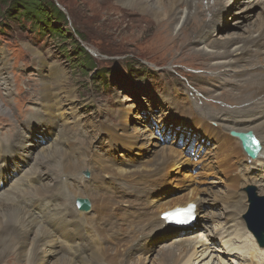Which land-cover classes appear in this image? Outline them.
Here are the masks:
<instances>
[{"label":"bare ground","instance_id":"bare-ground-1","mask_svg":"<svg viewBox=\"0 0 264 264\" xmlns=\"http://www.w3.org/2000/svg\"><path fill=\"white\" fill-rule=\"evenodd\" d=\"M257 1L263 2L264 14V0ZM110 2L152 19L159 27L155 41L170 31L175 39L183 37L188 24L196 18L199 29L188 30L197 45L191 52L203 58L207 68L222 71L223 80L231 82L223 88L244 90L242 97H224L216 90L215 97L240 103L248 100L256 106L243 116L226 110L213 112L201 105L200 109L189 110L165 94L159 98L170 109L162 120L164 137L193 148L181 153L173 141L156 142L157 146H150L149 151L144 147L145 141L159 137L162 126L150 128L153 118L147 114L143 128L131 126V122L142 118L120 103L119 94V124L100 122L99 132L87 138L90 132L78 127L81 121L75 110L63 108L65 101L75 102L76 96L57 69L59 66H54L56 69L50 71L51 83L41 77L38 93L51 97L50 91L54 95L64 94L62 111L46 103L43 96V101L33 106L34 113L26 115L30 118L26 129L18 131L9 149L0 139V264L12 263L7 254L14 256V264L23 263L28 243V261L33 264H148L154 249L169 243L158 251L152 264H224L220 255L212 251L216 242L224 243L226 258L247 259L240 264H264V249L248 238L242 221L247 207L245 186H255L262 195L258 199L264 200V15L258 16L244 36L213 39L239 2ZM248 8V4L239 8L240 14ZM7 65L1 52L0 97L4 94L5 105L14 96ZM146 108L141 106L139 112H148ZM8 111L0 103V113ZM5 115L11 117L12 111ZM69 117L72 119L68 120ZM64 129L69 131L67 135ZM32 132L41 135L43 141L36 142L35 137L29 136ZM248 132L260 144L254 160L247 157L241 141L232 136ZM103 135L107 145L101 141ZM82 138L91 141V145L85 148L80 142ZM9 139L10 131L4 135V141ZM137 149L142 152L135 153ZM55 150L58 156H54ZM36 154L42 155L41 159ZM49 157V162L43 161ZM85 164L89 166V178L83 180L79 175ZM216 175L221 176L219 182ZM77 199L86 200L89 210L78 211ZM189 206L193 208L194 222L188 227H170L160 217ZM216 206L220 208L216 210ZM229 262L238 264L234 260Z\"/></svg>","mask_w":264,"mask_h":264},{"label":"rangeland","instance_id":"rangeland-1","mask_svg":"<svg viewBox=\"0 0 264 264\" xmlns=\"http://www.w3.org/2000/svg\"><path fill=\"white\" fill-rule=\"evenodd\" d=\"M51 1L68 19L67 25L59 24V31L63 36V40L60 41H56L49 35L40 36L39 32H32L30 29H21L20 25L22 23L19 25L18 22L13 19L10 20V17L7 16L13 11L10 6L11 0H0V25L7 26L6 29L0 31V54L4 52L8 64L7 73L12 77L14 92V96L9 97L8 105L4 104V101L6 102L4 94L0 97V103L9 110L3 114L0 113V139L8 149L13 145L18 131L26 129L25 125L30 120V118L29 120L27 119L26 115L34 113L32 111L33 106L41 103L43 96L47 99L46 103L53 108L59 109L60 112L62 111L60 103L64 99V94L54 95L53 91H50L51 97L47 93H38L41 88V77L51 83L50 71L52 68L56 69L54 66H59L57 69L64 74L63 77L65 78L63 79L69 85V90H72L74 96H76L75 102L69 103L65 101L63 108L66 107L67 110L73 108L75 110L73 112L76 113V116L81 121L78 127L81 130L85 129L90 132L86 135L87 138H91L94 132H99L100 122H106L114 126L119 124L120 105L117 103L118 97H116V94L120 95V103L124 107H131L132 113L135 112L142 118L131 122V126L136 124V128H143L147 124L145 114L151 115L150 118H153V120L150 119V128L162 126L163 117L170 113L169 106L164 107L159 100L165 94L173 98L176 104L186 106L189 110L200 109L201 105L204 108H210L213 112L219 113L222 110H226L239 116L254 110L255 102L245 100L240 103L230 98L217 99L215 97L218 91L224 97L228 95L242 97L240 93L244 90L235 92L230 88H223L226 84H231V82L223 80L221 77L222 71L207 68L204 59L191 52V49L197 48V45L191 40L188 30L197 29L200 26L196 18L188 24L183 37L175 39L173 32L170 31L155 41L154 34L159 27L152 19L134 10H124L116 7L114 2H110V0L108 2L107 0L106 2H92V0ZM235 2H239L235 11L231 8L233 13L228 18V21L225 24L223 23L222 31L216 32V35L212 37L213 39L244 36L246 31L251 29L252 24L256 23L258 16L262 18L264 15L261 10L263 2H258L257 0H235ZM255 2L258 5H253ZM245 4L250 5V8L240 14L239 8H242ZM227 5L226 7H228ZM16 13L19 12L16 11ZM5 17H8L10 21L5 22ZM27 26L29 28L30 25ZM75 35L83 39L82 45L90 51L96 67L95 71H91V68L81 70L80 66H78L83 61V58L77 57L76 52H72L74 47L71 45L70 37H67L71 36L75 39ZM62 47L66 50L64 53L62 52ZM39 58L42 60L41 65ZM98 71L99 73H97ZM0 94L2 93L0 92ZM258 96L260 98V95ZM58 98L60 99L59 101H57ZM141 106L147 107L148 112L141 111L140 113L139 108ZM152 106H155V108ZM10 111H12V116H6L5 114L10 113ZM71 119L72 117L68 118V120ZM143 119L145 123H142ZM162 128L159 136H162V138L155 136L145 141L144 147L146 146L149 151H151L150 146L156 147L157 144L172 141L181 153H186L193 148V146H185L186 143L174 141V139L169 140L170 138L167 139L164 137L165 132L164 128ZM64 130L67 135L69 131L67 129ZM9 131L10 139L6 142L4 141V135ZM77 131L78 129H76L75 133ZM75 133L71 134V136H74ZM29 136L35 137L38 143L43 141L41 140V135H37L35 132L30 133ZM65 141L63 140V142ZM101 141L104 145H107V139L104 135ZM80 142L85 148L92 143L88 139L83 138ZM55 151L56 154L54 156H58V150ZM137 152L142 151L137 149L135 153ZM36 156H39L40 159L42 157V155L37 154ZM14 159L20 162L15 155ZM50 159L49 157L43 161L49 162ZM195 159L197 160L198 156ZM77 161L79 160L77 159ZM88 168L87 164L83 165L79 175L80 179L86 180L89 178L87 174ZM54 172L57 176H63L56 171ZM216 176L219 182L221 176ZM250 188L254 190L253 195L256 199L262 196L258 194L255 186L251 184L245 186L244 195L247 207L242 215V221L248 238L253 240V243L258 247L256 239L248 230L245 219L250 211L248 192ZM79 200L77 199L75 202L76 206ZM219 208V206H216L215 209L218 210ZM213 227L212 225L211 228L213 229ZM17 238L15 237L14 240L17 241ZM159 243H165V241ZM169 244H162L154 249V252L150 255L151 262H148V264H152L153 258L157 257L158 251ZM223 244L222 242L214 243L212 251L218 256L220 255L221 260L226 264H230L229 261L232 260L238 264H240V261L244 262L247 260L240 259L239 261L236 257L226 258L224 256L226 247H223ZM24 251H26V259L20 264H33L31 260L30 262L28 261L30 258V243H28ZM7 256L10 257L12 262L7 264H14V256L12 254H7ZM63 258H68L74 262L69 257L64 256Z\"/></svg>","mask_w":264,"mask_h":264},{"label":"trees","instance_id":"trees-1","mask_svg":"<svg viewBox=\"0 0 264 264\" xmlns=\"http://www.w3.org/2000/svg\"><path fill=\"white\" fill-rule=\"evenodd\" d=\"M10 6L13 11L7 16L10 17V20L13 19L18 22L19 25L22 23L20 25L21 29L39 32L40 36H52L56 41L63 40L62 33L59 31V24L67 25L68 19L51 0H11ZM16 11L19 13H16ZM10 20L8 17L4 18L5 22ZM27 25H30L29 28ZM6 28L7 26L0 25V31ZM75 36L78 40L75 37L76 40L71 36L67 37H70L71 45L74 47L72 52H76L77 57L83 58L78 66L81 70L91 68V71H95L96 67L92 56L81 46L83 39L78 35ZM65 51L62 47V52Z\"/></svg>","mask_w":264,"mask_h":264},{"label":"water","instance_id":"water-1","mask_svg":"<svg viewBox=\"0 0 264 264\" xmlns=\"http://www.w3.org/2000/svg\"><path fill=\"white\" fill-rule=\"evenodd\" d=\"M232 136L241 141L243 150L248 158L254 159L260 147L252 133H232ZM249 196L251 206L245 218L247 226L249 231L255 236L259 246L264 248V200H258L252 194ZM77 206L80 212H86L90 207L89 203L85 200H79Z\"/></svg>","mask_w":264,"mask_h":264},{"label":"snow or ice","instance_id":"snow-or-ice-1","mask_svg":"<svg viewBox=\"0 0 264 264\" xmlns=\"http://www.w3.org/2000/svg\"><path fill=\"white\" fill-rule=\"evenodd\" d=\"M162 219H165V220L169 219L168 214H165V215L162 217Z\"/></svg>","mask_w":264,"mask_h":264}]
</instances>
